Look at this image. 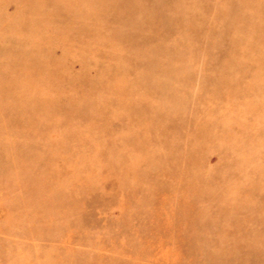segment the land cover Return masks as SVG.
I'll return each instance as SVG.
<instances>
[{"label": "rangeland", "instance_id": "rangeland-1", "mask_svg": "<svg viewBox=\"0 0 264 264\" xmlns=\"http://www.w3.org/2000/svg\"><path fill=\"white\" fill-rule=\"evenodd\" d=\"M0 264H264V0H0Z\"/></svg>", "mask_w": 264, "mask_h": 264}]
</instances>
